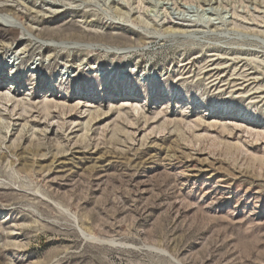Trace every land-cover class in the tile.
I'll return each mask as SVG.
<instances>
[{"label": "rangeland", "instance_id": "rangeland-1", "mask_svg": "<svg viewBox=\"0 0 264 264\" xmlns=\"http://www.w3.org/2000/svg\"><path fill=\"white\" fill-rule=\"evenodd\" d=\"M209 2L0 0V264H264V0Z\"/></svg>", "mask_w": 264, "mask_h": 264}, {"label": "bare ground", "instance_id": "bare-ground-1", "mask_svg": "<svg viewBox=\"0 0 264 264\" xmlns=\"http://www.w3.org/2000/svg\"><path fill=\"white\" fill-rule=\"evenodd\" d=\"M209 1V0H208ZM54 3V2H53ZM56 4V3H55ZM121 4V3H120ZM178 4V3H177ZM207 5H211V0H210V2H209V4H207ZM212 6V5H211ZM46 8V7H45ZM158 8V7H157ZM210 8V7H209ZM205 9V11H206V13L207 14H209V16L207 17V18H205V17H203V18H201V19H196V17L195 18H191V17H189V15H182V14H176V15H174L173 17H171L170 19H169V21H165V19L162 21V24H165L166 22V24H169L170 26L168 27V30H170L169 31V33H176V34H186V33H188L189 34V32H191V33H197V31H199L202 27H201V25L202 24H206L207 25V30L206 31H208V26H209V24H210V26H214L215 25V27L217 26H221V25H219V24H223L224 22L226 23V21H227V18H229V17H231V16H229V17H227L226 15L225 16H223V17H213L212 15H211V12L210 11H208V10H210V9ZM49 9H50V7H49ZM189 10V9H188ZM4 9L2 8V6H0V23L2 24V25H4V26H8V27H13V28H15V29H22V30H26L25 29V27L23 26V24H21L14 16H10V15H8V14H4ZM43 11V10H42ZM189 14V13H188ZM191 14V13H190ZM214 14V13H213ZM194 15H195V13H194ZM202 15V14H201ZM206 15V14H205ZM172 16V15H171ZM192 17H193V15H191ZM215 16V15H214ZM218 19H220L219 21H218ZM155 20V19H154ZM223 22V23H222ZM205 25V26H206ZM224 25V24H223ZM222 25V26H223ZM160 26H162V25H160ZM163 27V26H162ZM201 27V28H200ZM200 28V29H199ZM204 29V28H203ZM202 30V29H201ZM28 32H29V30H28ZM200 32H202V31H200ZM205 32V31H204ZM190 33V34H191ZM24 34V33H23ZM192 34V35H193ZM29 35H31V33H29ZM161 35V34H160ZM32 36V35H31ZM192 38H194V37H192ZM91 46V45H90ZM121 49V48H120ZM21 51L22 50H14V51H12V54H14L15 55V57L16 56H19V54H21ZM14 57V56H13ZM82 64V63H81ZM80 64V65H81ZM66 66H67V64H66ZM2 67H4L1 63H0V70H2ZM94 67V66H93ZM92 67V68H93ZM115 91V90H114ZM50 106V105H49Z\"/></svg>", "mask_w": 264, "mask_h": 264}]
</instances>
